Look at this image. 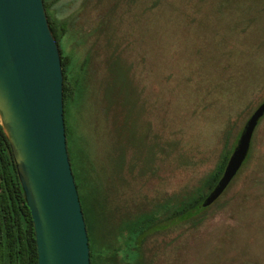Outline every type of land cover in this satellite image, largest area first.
Segmentation results:
<instances>
[{
    "label": "rangeland",
    "instance_id": "374dc122",
    "mask_svg": "<svg viewBox=\"0 0 264 264\" xmlns=\"http://www.w3.org/2000/svg\"><path fill=\"white\" fill-rule=\"evenodd\" d=\"M84 3L49 1L75 75L67 151L79 196L121 217L199 186L235 146L264 101V0ZM72 19L98 24V38L70 29ZM91 44L95 69L80 64ZM247 157L201 225L121 239L116 264H264V117ZM95 246L105 250L99 235Z\"/></svg>",
    "mask_w": 264,
    "mask_h": 264
},
{
    "label": "water",
    "instance_id": "95a60500",
    "mask_svg": "<svg viewBox=\"0 0 264 264\" xmlns=\"http://www.w3.org/2000/svg\"><path fill=\"white\" fill-rule=\"evenodd\" d=\"M263 116L264 101L246 120L206 204L241 169ZM0 126L31 212L38 264H90L66 144L61 52L43 0H0Z\"/></svg>",
    "mask_w": 264,
    "mask_h": 264
},
{
    "label": "trees",
    "instance_id": "16d2710c",
    "mask_svg": "<svg viewBox=\"0 0 264 264\" xmlns=\"http://www.w3.org/2000/svg\"><path fill=\"white\" fill-rule=\"evenodd\" d=\"M43 2L50 28L57 43H59L61 35L58 33L57 25L53 23L49 15L46 0H43ZM60 52L63 68V102L65 107L70 102L74 93L73 86L69 82L68 56L61 49ZM232 149L233 145L231 144L223 153L216 168L199 186L190 191L165 198L160 203L150 202L148 208L138 207L132 212L130 211L131 209H127L121 217H118L116 211L108 208L105 203H100L97 199H95V202H90L91 200L85 195L79 196L88 234L90 264H97L102 259L109 264H116L118 262L116 255L120 248L121 239L125 240L129 246L133 243L137 245L139 242L144 244L148 237L156 233L154 227L158 224L166 228L173 221L189 222L193 228L201 225L207 218L208 214L206 212L216 204L217 199L228 187L215 200L206 204L209 195L218 185ZM248 159L247 157L243 165L246 164ZM76 187L78 189L77 183ZM80 188H82L81 185ZM97 235L103 240L104 251L99 250L95 246ZM103 253L106 254L105 258ZM0 264H38L37 244L31 212L27 206L25 194L19 182L10 145L1 126ZM126 264L145 263L144 261H139L137 257L135 261L126 262Z\"/></svg>",
    "mask_w": 264,
    "mask_h": 264
},
{
    "label": "flooded vegetation",
    "instance_id": "af4514ba",
    "mask_svg": "<svg viewBox=\"0 0 264 264\" xmlns=\"http://www.w3.org/2000/svg\"><path fill=\"white\" fill-rule=\"evenodd\" d=\"M49 1L50 0H46V3H47V5H48V10H49V12H50V7H49ZM52 1V0H51ZM85 1V3H84V7H87V3H86V1L87 0H84ZM85 9V8H84ZM50 16H51V18L52 19H54L53 18V16L51 15V13H50ZM76 21L77 20H73L72 19V21H71V23H72V25L70 26V29H74V28H76L77 30H79L80 32H81V34H82V36H86L87 38V40L88 41H90L91 39H96V38H98V35H99V33L101 32V29H99L98 28V24L97 25H93V24H91L89 21H83V23L84 24H79V25H76L75 23H76ZM61 23H65V22H60V23H58V25H57V28H58V33L60 34V32H63V34H60L61 35V38L66 34V32L67 31H64V30H62V29H60V24ZM93 40V41H94ZM83 45H84V43H83ZM92 46H89V48H88V51H87V54L85 55V57L82 59V61L80 62V64L82 65V66H84V65H86L87 66V68L89 67V69L90 68H92V69H95V67H96V65L95 64H91L92 62L91 61H93V53L94 52H98L97 50H96V48H95V46H93V44H91ZM67 56H68V52H66L65 53ZM91 54H92V56H91ZM70 55V54H69ZM71 56V55H70ZM68 59H69V69H68V73H69V82H70V84L73 86V83H74V81H75V78H74V74L72 73V71L70 70V64H71V61H72V57H69L68 56ZM74 80V81H73ZM71 101V100H70ZM113 114L114 115H116V113L115 112H113Z\"/></svg>",
    "mask_w": 264,
    "mask_h": 264
}]
</instances>
